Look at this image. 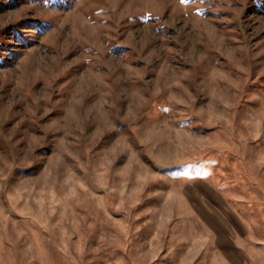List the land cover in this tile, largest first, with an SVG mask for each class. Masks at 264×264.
<instances>
[{"label": "rangeland", "instance_id": "374dc122", "mask_svg": "<svg viewBox=\"0 0 264 264\" xmlns=\"http://www.w3.org/2000/svg\"><path fill=\"white\" fill-rule=\"evenodd\" d=\"M0 264H264V0H0Z\"/></svg>", "mask_w": 264, "mask_h": 264}]
</instances>
